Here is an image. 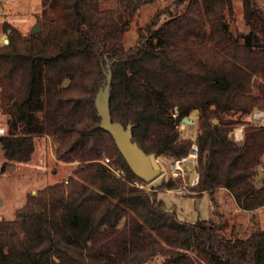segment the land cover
Wrapping results in <instances>:
<instances>
[{
    "label": "trees",
    "instance_id": "16d2710c",
    "mask_svg": "<svg viewBox=\"0 0 264 264\" xmlns=\"http://www.w3.org/2000/svg\"><path fill=\"white\" fill-rule=\"evenodd\" d=\"M103 1L41 0L36 35L3 25V99L32 133L54 139L58 161L78 162L102 188L74 175L29 196L14 220H0V264H143L159 257L162 264H264V229L228 238L218 212L188 222L166 207L157 193L174 181L136 187L148 183L100 128L95 108L109 71L112 121L130 125L146 154L169 158L189 152L191 141L180 140L176 126L196 110L202 131L193 190L213 204V193L225 188L244 210L264 206V175L257 177L264 123L246 124L239 145L228 138L229 126L255 107L264 110V0H241L244 34L232 27V0H175L138 29L129 48V23L118 26L119 12L101 9ZM0 144L4 158L18 163L35 152L13 117ZM106 155L115 157V168L100 161Z\"/></svg>",
    "mask_w": 264,
    "mask_h": 264
},
{
    "label": "rangeland",
    "instance_id": "374dc122",
    "mask_svg": "<svg viewBox=\"0 0 264 264\" xmlns=\"http://www.w3.org/2000/svg\"><path fill=\"white\" fill-rule=\"evenodd\" d=\"M174 1L130 0L121 5L123 3L122 0H107L102 2L101 9L117 10L121 16V18L117 17L118 26L124 21L129 23L127 31H125L123 36V44L126 48H129L136 41L138 29L148 23L156 14L155 12L171 6ZM232 3V10L234 11L231 19L232 27L238 32H242V34L247 33L248 29L244 23L241 0H232ZM40 9L41 0H1L0 44L3 39L8 41V35L3 31L5 23L11 25L22 36H27L36 22L41 21L39 16ZM256 110L264 111L255 107L251 114L241 117L239 124L229 126L232 128L229 133L239 128V126H242L245 130L246 124L254 126L263 124L252 119V114ZM190 116L195 119L193 124H183L182 127L180 126L176 129L179 132L180 140H190L192 142L200 134L199 131H202L200 126L201 115L194 110ZM10 117L15 118L24 127L26 132L32 136L35 152L29 161L18 163L5 159L3 151L0 149V220H14L15 212L24 206L29 196L36 195L41 189L57 182L63 181L64 184H67L68 178L74 175L102 188L97 182L88 179L79 172L78 162L67 164L58 161L55 155L56 142L54 139L47 135L37 136L32 133L14 115L11 105L3 99L0 92V128L4 129V134H6L7 120ZM212 122L218 124L219 120L214 118ZM156 157H159L160 174L154 181L144 184L143 188L150 191L152 190L151 188L156 187L162 181H174L172 188L158 191L157 196L164 201L168 209L176 211L179 219L188 222L191 221V218H193L192 222L199 219L208 220L212 217V211H216L221 215L222 222H226L227 224L223 234L228 238H242L253 229H264V206L258 207L256 210H244L239 207L232 195L225 188L218 189L213 193V204L208 193L197 195L193 190V187L196 185H189L194 176L193 171L190 170L187 174L185 178L187 185H184L180 180L171 179L167 163L169 157L157 155ZM106 158L109 160L107 164L112 163L111 166L115 168V157L111 158L106 155L100 161L105 162ZM263 175L264 158L263 163L258 169L257 177L259 181ZM38 208L40 211L41 207ZM174 249L179 253L180 261H182L184 258L183 251L176 245ZM188 255L190 254L188 253ZM161 260L162 258L159 257L154 261L162 264Z\"/></svg>",
    "mask_w": 264,
    "mask_h": 264
},
{
    "label": "water",
    "instance_id": "95a60500",
    "mask_svg": "<svg viewBox=\"0 0 264 264\" xmlns=\"http://www.w3.org/2000/svg\"><path fill=\"white\" fill-rule=\"evenodd\" d=\"M41 25L40 21L31 28L30 32L32 35L40 33ZM9 33V31H8ZM7 43V41H5ZM106 84L103 88L99 89L95 96V108L96 114L100 119L99 126L102 130L108 131L118 148L125 162L129 165L134 175L144 182L150 183L160 174V163H158L157 157L154 154H146L141 147H138L136 142L132 140V130L130 125L125 127L119 122H114L111 119L109 111V89L111 85V74L110 72L105 73ZM216 122V120H214ZM195 119L191 116L185 117L181 120L184 125L193 124ZM242 141L237 142L241 144ZM1 148V144H0ZM39 211V208H38ZM191 218L190 222H192ZM143 264H159L152 260Z\"/></svg>",
    "mask_w": 264,
    "mask_h": 264
},
{
    "label": "built area",
    "instance_id": "2783aa9c",
    "mask_svg": "<svg viewBox=\"0 0 264 264\" xmlns=\"http://www.w3.org/2000/svg\"><path fill=\"white\" fill-rule=\"evenodd\" d=\"M1 1V0H0ZM5 39H3L2 43H5ZM176 116V115H174ZM252 119L254 121H257L259 123H264V111H259L256 110L253 114H252ZM182 127L183 124L179 123L176 128L178 127ZM199 133H201V131H199ZM1 136H5L4 134V129L0 128V137ZM228 138L230 140H232L233 142H239L242 141L244 138V128H242V126L239 128L234 129L233 131H231L228 134ZM196 137L193 139V141L190 144V149L189 152L181 157H173V158H169L167 163L169 166V172H170V177L171 179H176V180H180L184 183V185H187L186 183V176L187 174L191 171L194 172V176L192 177V180L190 181L189 185H197L199 182L198 176V157H199V148L198 145L196 143ZM157 160H159V157H157ZM105 162H102L103 164H107V162L109 161L108 158H106L104 160ZM159 163V162H158ZM116 174L118 176H122L123 174L121 172ZM136 187H141L143 188L144 184L143 183H138V182H134L133 183Z\"/></svg>",
    "mask_w": 264,
    "mask_h": 264
}]
</instances>
